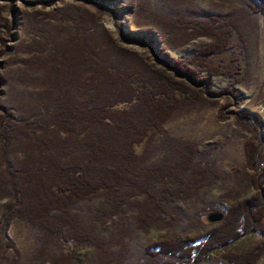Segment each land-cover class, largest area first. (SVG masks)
Instances as JSON below:
<instances>
[{"label":"rangeland","instance_id":"1","mask_svg":"<svg viewBox=\"0 0 264 264\" xmlns=\"http://www.w3.org/2000/svg\"><path fill=\"white\" fill-rule=\"evenodd\" d=\"M187 1L0 0V115H12L24 131H28L29 123L34 130L39 124L46 125L60 101L89 107L114 103L121 90L117 75L131 84L136 78L159 79L166 72L174 76L167 61L187 59L213 42L210 36L197 31H189L193 33L189 37L182 36L188 31L179 30L176 18L185 17L184 21H190L188 27H192L189 19L198 14L216 19L236 12L234 17L248 46V73L245 82L236 86L243 104L239 107L235 98L227 95L229 80L214 77L212 87H204L207 93L203 99L180 109L164 125L166 136L157 135L147 162L171 163L175 155L169 150L168 137L195 143L197 162L209 163L216 175L195 198L173 204L178 219L167 228H139L130 208L111 221L107 230L94 227L104 248L112 251L110 259H115L116 264H144L150 244L193 238L204 230L197 229L201 226L197 218L202 216L207 223L210 213L226 212L255 194L244 152L246 142L255 139L257 132L238 126L237 119L240 111L247 110L264 123V14L251 15L243 4L245 0ZM185 39H190L188 44L173 48ZM235 42L233 36L227 54L221 57L242 63L244 55ZM166 43L173 47L169 49ZM214 62L218 63V58ZM259 134L264 138V126ZM136 149L143 151L142 146ZM10 160L17 164V160ZM8 201L0 200V218ZM101 201L80 202L73 213L91 229L104 204ZM6 236L13 248L4 246L0 250V264L105 263L94 246L56 240L49 243L48 238L39 236L34 227L20 219L10 224ZM261 241L259 233L242 234L235 243L211 253L202 264H232L222 257L224 251L248 252ZM258 264H264V255Z\"/></svg>","mask_w":264,"mask_h":264},{"label":"trees","instance_id":"2","mask_svg":"<svg viewBox=\"0 0 264 264\" xmlns=\"http://www.w3.org/2000/svg\"><path fill=\"white\" fill-rule=\"evenodd\" d=\"M243 4L251 15L264 14V0H245ZM235 15L236 12H232L215 19L198 14L189 19L192 27H188L190 21H184L185 17L178 16L175 25L179 30L201 32L213 42L187 59L167 61L175 71L174 76L166 72L161 73L159 79L136 78L131 84V81L123 82L121 74L117 75L121 90L112 104L89 107L59 100L49 122L39 124L35 130L29 123L30 132L24 131L12 115H0V158L3 159L0 162V200H9L0 218V250L4 246L13 248L6 234L10 224L20 219L34 227L39 236L48 238L49 243L56 240L76 246H94L104 257V264H116L115 259H110L112 251L104 248L94 227L103 226L107 230L108 224L128 208L132 209V217L142 229H162L175 223L178 218L173 204L195 198L198 191L209 186V179L216 171L207 162H197L195 143L168 137L169 150L175 155L171 163L147 162L157 135L166 136L164 125L180 109L203 99L207 93L204 87L211 88L214 77L229 80L227 95L235 98L239 107L243 104L236 86L245 82L248 73V46ZM188 32L182 36L193 34ZM233 36L244 55V63L221 57L227 54ZM189 40L178 41L174 47L166 44L169 49H175L188 44ZM215 58L218 63L214 62ZM237 124L257 132L255 139L246 142L244 152L246 167L252 171L249 181L255 194L223 211L225 219L221 224L208 225L202 216L197 218L201 225L197 229L204 230L193 238L187 236L150 244L144 264H202L211 253L225 249L242 234L250 233H259L262 241L248 252L226 250L222 257L232 264H258L262 259L264 138L259 133L264 123L260 116L243 110L238 113ZM140 146L141 153L136 149ZM10 158L17 160V164H12ZM97 199L104 204L89 229L73 209L80 202Z\"/></svg>","mask_w":264,"mask_h":264},{"label":"water","instance_id":"3","mask_svg":"<svg viewBox=\"0 0 264 264\" xmlns=\"http://www.w3.org/2000/svg\"><path fill=\"white\" fill-rule=\"evenodd\" d=\"M223 219H225V214L221 213L220 211H214L209 214V216L206 218L207 224H217L222 223Z\"/></svg>","mask_w":264,"mask_h":264}]
</instances>
